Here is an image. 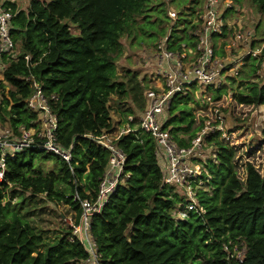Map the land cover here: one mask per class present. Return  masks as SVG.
<instances>
[{
  "label": "trees",
  "instance_id": "1",
  "mask_svg": "<svg viewBox=\"0 0 264 264\" xmlns=\"http://www.w3.org/2000/svg\"><path fill=\"white\" fill-rule=\"evenodd\" d=\"M0 1L13 13L9 28L19 46L15 58L1 57L5 67L0 78V123L14 132L35 125L37 113L25 103L32 92L28 78H33L46 95L57 96L53 110L60 144L73 143L69 163L36 149L6 158L0 181V264H83L88 253L77 238L69 241L70 228L47 242L20 213L23 203L11 199L15 193L23 199L28 194L27 200L36 204L35 197L45 195L67 204L78 220L81 209L75 193L81 199L97 195L109 152L83 135L113 132L122 124L111 120L112 97L119 103L130 99L143 110L144 79L128 69L119 75L117 61L124 54L123 35L133 30L146 33L137 26V17L150 21L151 0H29L25 10L12 0ZM230 1L238 10L243 2H250L264 14V0ZM172 30L170 38L178 39L177 30ZM263 34L264 28L260 37ZM249 64L251 77L256 66L254 60ZM246 88L245 93L235 91L238 103L264 105V82L249 81ZM190 101L197 103L189 96H174L163 125L182 146L202 126ZM125 113L137 115L131 107ZM205 140L214 147L201 175L208 190H195L204 212L184 210L182 216L175 214L182 210L178 204H186L187 199L162 183L153 138L137 131L117 140L126 155L124 172L129 177L91 216L89 228L102 264H264V168L260 172L246 163L241 180L234 147L218 132ZM50 157L58 161L57 169L43 173L38 163ZM9 190L11 198L6 199ZM237 242L246 248L242 262L228 253Z\"/></svg>",
  "mask_w": 264,
  "mask_h": 264
},
{
  "label": "built area",
  "instance_id": "2",
  "mask_svg": "<svg viewBox=\"0 0 264 264\" xmlns=\"http://www.w3.org/2000/svg\"><path fill=\"white\" fill-rule=\"evenodd\" d=\"M233 6L230 0H200L199 3L189 0L184 9L186 15L183 21H179L175 10H167V16L171 19V30L176 29L175 34L179 38H170V34L158 45L156 75L159 79L144 89L143 110L137 115H127L121 126L113 132L83 135L109 152L97 195L83 199L78 193L74 195V200L79 202L81 213L78 220L73 216L68 239L73 242L77 238L86 248L88 257L83 264H102L89 229L91 216L101 211L117 184L129 177V173L124 172L126 155L116 144L123 134L138 131L153 138L157 156L162 158V183L177 190L183 189L187 199L186 204H178V207L182 208L178 210V214L184 210L204 212L195 197L196 189L208 188L201 179L205 172L204 161L192 164L191 159L202 160L203 146L208 145L206 136L218 132L219 138L227 141L230 131L224 127L223 111L215 102L222 99V91L231 84V79L239 76L240 68L253 60L255 73L264 68V34L258 36L256 28L246 26L235 17L231 11ZM12 16L11 9L0 4V62L2 56L7 59L16 57V43L9 28ZM25 59L28 60V56H25ZM246 60L250 62L246 63ZM3 66L5 67V63ZM223 73L226 74L223 76ZM255 73L249 80L257 77ZM28 81L32 92L25 99V103L30 110L37 113V120L34 126H21L16 132L8 124L0 123V181L4 179L6 158L14 157L21 151L36 149L55 155L67 163L72 158L73 143L64 147L57 136L58 118L53 110L57 96L54 93L46 95L41 84L33 78H28ZM198 85L209 86L212 93L197 89ZM225 90L230 100H234L238 105H246L236 101L234 89L227 87ZM197 91L201 94V101L195 111H199L198 114L202 116L198 119L199 122L202 121V126L189 144L182 146L174 139L169 128L163 126L166 121L164 117L174 96L191 97L193 93L192 98L196 100ZM217 91H220V94L215 98ZM204 109H208L214 118L210 120L208 114L203 115ZM197 176L200 178L199 186L195 183ZM245 251L243 243L237 242L233 244V251L228 250V253L242 262Z\"/></svg>",
  "mask_w": 264,
  "mask_h": 264
},
{
  "label": "rangeland",
  "instance_id": "3",
  "mask_svg": "<svg viewBox=\"0 0 264 264\" xmlns=\"http://www.w3.org/2000/svg\"><path fill=\"white\" fill-rule=\"evenodd\" d=\"M16 3L19 9H27L29 0H12ZM1 2V1H0ZM189 3V0H151L150 6L152 8L150 12V21L145 22L142 17H137V26H141L142 30L147 35L139 30H133L131 34H125L121 38L124 54L117 61V71L121 75L123 70H131L137 73L139 79H144L146 85H151L155 80L159 79L156 75V69L158 62L156 55L158 51V45L165 38L170 35L174 30H171V19L167 16V10H175L178 14L179 21L185 19V6ZM238 10L235 4L233 6L232 14L238 17L246 26H252L256 29L258 36L263 33L264 28V14L257 12L254 5L250 2H243ZM240 11V12H239ZM162 30V33L159 32ZM15 53H19V46L16 44ZM250 62L246 60V63ZM3 61L0 62V78L2 77ZM250 69L249 64L240 68L239 76H235L230 85L227 87L234 91L246 92V85L249 83L251 77L247 76V71ZM226 73H223V76ZM256 78L252 79L255 82L264 81V68L255 73ZM249 80V81H248ZM226 87V88H227ZM225 88V89H226ZM197 89H203L206 93L211 94L209 86L198 85ZM224 89V90H225ZM144 93V91H143ZM222 99L215 102L223 111L224 127L230 131L226 142L233 146L235 150L234 164L238 177L243 180L245 178V166L246 163H251L255 168L262 172L264 168V105H238L234 100H230L227 92L222 91ZM198 99H194V94L191 93V98L195 102H189L188 105L192 107H198L200 104V92L196 93ZM144 97V94H143ZM145 105V104H144ZM131 107L135 114H139L142 110L138 107V104H134L130 99L122 100L119 103V99L112 97L110 100V116L113 123H122L125 120L127 114L125 110ZM195 116L201 119L199 111H195ZM203 115H209L210 120L214 118L208 111L204 109ZM199 115V116H198ZM168 118V113L164 119ZM207 118V117H206ZM121 125H118L119 127ZM214 156L213 145L203 146V158L191 159V163H199V161H205L209 157ZM58 161L54 157H50L48 160H42L38 163V167L43 173L50 170L57 169ZM196 186L200 184V178L197 176L195 179ZM202 182V180H201ZM208 190V188L206 189ZM184 195L183 189H178ZM10 190L6 194V199L10 197ZM22 195L15 193L12 197V203H23L20 213L25 216L28 222L35 228V231L40 233L44 240L52 242L59 238L63 231L69 228L70 223L74 220V212L69 208L67 204L56 202L48 199L45 195H38L35 197L36 204L27 200L29 195ZM28 201V202H27ZM11 203V204H12ZM26 211H29L26 213ZM179 211L175 216H182L183 211ZM238 254L241 255L240 250Z\"/></svg>",
  "mask_w": 264,
  "mask_h": 264
},
{
  "label": "crops",
  "instance_id": "4",
  "mask_svg": "<svg viewBox=\"0 0 264 264\" xmlns=\"http://www.w3.org/2000/svg\"><path fill=\"white\" fill-rule=\"evenodd\" d=\"M1 3V2H0ZM158 157V156H157ZM158 162H159V165L161 166L162 165V158L161 157H158ZM177 190V189H176Z\"/></svg>",
  "mask_w": 264,
  "mask_h": 264
}]
</instances>
